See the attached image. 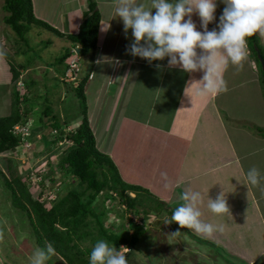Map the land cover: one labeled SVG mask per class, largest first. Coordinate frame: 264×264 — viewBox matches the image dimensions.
I'll return each instance as SVG.
<instances>
[{"label":"crops","instance_id":"0c3cea01","mask_svg":"<svg viewBox=\"0 0 264 264\" xmlns=\"http://www.w3.org/2000/svg\"><path fill=\"white\" fill-rule=\"evenodd\" d=\"M94 1L100 16L98 44L92 54L85 56V61L92 64V69L89 70L84 94L86 105L89 108L96 106L94 111L97 112V117L91 130L97 146L112 159L121 176L125 171L133 172L134 162L128 163L126 160L130 154L133 156L138 154V158L142 156V159L150 162L153 168H157V161L165 162L161 172H166L168 177L171 175L174 177L169 196L164 198L168 204L176 200L179 201L175 202L179 206L182 203L179 199L180 194L187 187L199 191L205 197L223 193L226 200L231 199L228 195L234 192L235 207L252 218L256 225L254 231L257 232H243L241 229L238 233L230 231L228 242H217L215 250L218 248L223 253L224 264H230L227 262L228 259L232 260L231 264H239L240 260L254 264L259 257L264 264V179L258 186H251L245 179V173L256 167V164L264 176V150L257 151L255 156L249 151V145L254 142L251 140H255L261 133L262 126H254V134L250 135L246 133L248 131L246 127L240 125L244 123L242 117H246L244 120L249 118V114L246 116V110L241 114L242 117L231 115L234 107L231 99L233 103H237L236 95L232 96L238 90L236 87L242 89L248 87L251 88L250 94L256 95V101H261L257 111L260 116H264V82L259 74L256 76L258 72L249 57L250 52L248 51L247 55L249 64L243 61L242 68L233 70L226 77H224L226 70L222 72L224 80L232 79L233 89L227 84L228 90L221 94L226 100L230 99L231 106L228 108V103H224L218 93L207 97L195 95L197 87L195 83L202 82L206 70L185 72L179 66L168 67L167 57L149 64L147 60L126 54L133 37L131 30L125 34L123 23L116 15V0ZM70 2L71 8L66 17L69 26L67 29L62 28L65 32L60 31L61 34L78 33L82 14L87 7L86 0ZM136 3H143L146 8L151 7V0H136ZM223 8V3L217 0L214 14L216 19L208 25L209 31L216 27ZM152 11L154 14L155 9ZM3 14L4 19L6 14L4 12ZM192 20L197 25V31H202L197 14L192 15ZM108 23L110 28L106 29ZM5 30L12 32L7 27ZM255 35L264 51V36L259 33ZM106 43L113 48L111 50L106 48ZM196 52L197 58L204 54L198 48ZM1 56L4 59L0 57V83L7 82L12 86L10 64L17 66L20 78L24 76L25 71L37 70V66L24 65L21 58L17 60L16 57V60H13ZM157 65H160V68H157ZM55 73L57 75L54 78L59 77V82L63 83L61 80L63 75L59 76L60 71ZM108 77L107 84L114 86L113 94L109 86L103 83ZM26 82L29 83V79ZM11 93L12 88L7 97L9 106L6 104L0 117L10 115ZM106 109L108 113L104 116ZM102 117L103 123L100 122ZM124 128L128 130L126 134L128 137L123 136ZM232 134L235 139L236 134L243 138L244 144L238 146L239 148H236L237 141L234 142ZM146 140L148 142L144 144ZM252 156L256 162L251 160ZM248 159L252 161L251 164H247ZM160 173L158 177H161ZM127 181L137 184L135 181ZM145 184L147 189H152L150 182ZM202 206L203 204L199 205L201 212L204 213L206 210L202 211ZM215 221L221 222L222 215H217ZM197 238L212 247L208 242L210 238L201 236Z\"/></svg>","mask_w":264,"mask_h":264},{"label":"rangeland","instance_id":"374dc122","mask_svg":"<svg viewBox=\"0 0 264 264\" xmlns=\"http://www.w3.org/2000/svg\"><path fill=\"white\" fill-rule=\"evenodd\" d=\"M32 3L34 13L36 15L35 17L37 19L48 23V25H51L52 27H55L59 32H65L62 31V28L67 29L69 26V24L67 25L66 17L71 8L70 0H32ZM2 4L3 0H0V54L3 56H9L13 60H19V58H21L24 65L30 67L37 66V70L35 71H32V69L25 71L23 73L24 76H21L22 78L19 77L17 82V88L20 95H22V93H26L27 91V88H25L23 84L24 81L29 79V81L33 80L36 82V84L34 83L35 85L33 84L29 87V96L31 95L33 97L31 100L32 104L30 105L39 104L40 108L35 107L36 114H33V116L28 121V124L30 126L33 125V130L38 126L40 127L41 122L38 118L41 116L39 114L40 112L42 113L41 110L43 109V105L47 103L48 107L51 109L50 113L52 116L50 117H54L56 119V124H61L59 127L67 131L66 133L73 132L81 124L83 117L79 102L71 88L75 87L78 81L83 77H87L89 70L92 69V64L85 61V56H79L78 53H76L77 48L71 50V42L67 41L65 37L60 38L45 29L33 27L30 29V32L24 34L22 38L17 36L14 32L5 30L6 27L2 23L4 16ZM103 13L105 14L104 9ZM63 34H65V36L67 34L69 35L68 32ZM106 48L111 50L113 47L112 45H109V43H106ZM68 49L71 51V60L75 62V74L79 79L75 83L73 81H67V83L59 82V77H57V79L54 77L57 75L55 71H59L60 68H47L45 66L47 64L51 65L64 53L65 50ZM247 50L249 51L248 48ZM92 52L90 54H92ZM1 55L0 57H2ZM93 57L95 58L94 55ZM249 57L253 60L255 68L258 72L256 73V76L259 74V76L262 78L257 62L250 54ZM249 57H247V60H245L247 64H249ZM2 59L4 58L2 57ZM238 69L239 68L236 66L229 65V67L226 69L224 77L228 76L230 72H233V70L235 71ZM61 75L62 74H59V76ZM108 81L109 77L107 80H103V83L109 86L110 91L113 94L114 86L107 84ZM226 82L228 85H231L230 87L233 89L232 79H228ZM10 88L11 85L9 86L7 82L0 83V113L5 108L6 104L9 106V103H7V97L9 96ZM236 89L238 90L235 91L232 96L236 95L237 103H233V100L231 99L232 106H234L232 108L233 111L231 110V115L233 116L234 114L236 116L242 117L241 114H243V112L246 110V116L249 114V118L244 120L246 117H242V122L244 123H241L240 125L245 126V129L248 130L246 133L250 135L254 134V126H262L261 133L257 135L255 140L252 139L251 141L254 142L252 145H249V151L255 156L257 151L264 150V116H260L257 111L260 108L261 101H256L257 97L254 93L250 94L251 88L245 87V89H242L236 87ZM218 94L223 99L224 103H228L229 108L231 106L230 99L226 100V98L221 95L222 92ZM95 107L96 106L89 108L87 105L86 110V117L92 130L97 117V112L94 111ZM108 107L109 109L111 108L110 105ZM242 108L244 110H241ZM107 113L108 112L106 109L103 115L105 116ZM103 117L101 118V123H103ZM48 118L49 116L45 118L42 114V121L45 125H47L46 123L51 122V120H48ZM233 124L234 122H232L231 125ZM100 128H102V126ZM127 132L128 130L124 128V131L122 132L124 137H128L126 135ZM32 133L33 137H36V135L40 136V138L44 136L43 139H46L47 141H50L52 135H55L53 134L54 132L52 130L50 131V127L46 131H33ZM231 136L232 139H234V142L235 140L237 141V143H235L236 148H239L238 146L244 144V140L241 135L236 134V139L233 137V134ZM43 139L41 141L35 139V143L32 140L33 144H28L25 146L23 145L13 151V153L8 151L0 155V172L2 173H0V231H3L4 233V239L2 242H0V264H29V257L36 248H39L35 243L33 235L31 234L25 214L13 206L10 191L3 182L5 177L10 176L7 166L11 164L10 167L12 168L13 173H20V175L23 176L22 179H24V181H30L29 189L31 193L34 197L40 195L41 203H44L47 208L51 207L52 202L56 201L59 196L65 195L67 187L73 188L76 185L72 178H61V180L60 177L62 175L55 169L58 160L61 157L62 149L67 146L68 141L64 138L62 141H59L54 145L52 152L47 153L48 151H45L38 157L33 156L32 153L34 151L42 150L44 144L42 142ZM147 142L148 140L144 141V144ZM97 148L99 151L104 153L100 147L97 146ZM141 152L144 151L141 150ZM254 156L251 158L253 161ZM126 160L128 163H131L132 161L134 162L133 172L125 171L122 173V177H124L126 181H135L137 182L136 185H139L143 188H147L145 183L150 182V185L152 186L150 188L152 189L149 191L156 193L157 195L154 194L156 197L159 196L164 201V198L169 196L171 187L166 189L164 187L165 181L162 180L161 177L157 176L161 172L165 162L157 161V168H153L150 162L142 159V156L138 158V154H135L134 156L130 154V157L126 158ZM251 160L248 159L249 163L247 162V164H251ZM172 166L173 165L171 164L170 167L172 168ZM256 167L258 168L259 165L256 164ZM43 178L44 186H40L39 181L43 180ZM168 178L171 182L174 179L173 175L169 176ZM62 182L67 185L66 188L63 187L64 184L61 185ZM218 195L217 193H214L213 196H202L203 199L201 203V205L203 204L202 211L206 210V212H202V221L211 223L214 226L223 225L224 227L223 232L214 233L213 236L208 240L209 245L212 247L198 239L197 237L200 236L195 234L193 230L186 228L180 229L179 225L176 223L165 225L166 218L171 217L169 212L171 210H175V208L178 207V204L175 202L179 201L175 200L172 204H168V201H164L166 204L163 202L165 204L163 211H161L158 215H151L150 217H145V215L136 217L133 214H125L126 219L133 220L135 223L145 227L146 230L142 240H140L133 249L123 246L124 248L128 249L122 250L126 253L127 264H130V255L133 254L139 259L137 264H224L225 259L223 258V253L218 250V248L215 250V244H217V242H228L227 240L229 238L228 236L230 235V231L235 233H238L240 229L243 232L250 231L256 233L257 231H254V226L256 228V225H254L252 218L244 214L240 208L235 207L236 202L234 192L229 193L228 197L230 196L231 199L228 198L229 200H226L229 206V214L222 215V221L215 223L217 215H214L208 209L207 205L208 198L215 200ZM130 196L133 197L134 195L130 194ZM100 201L101 199L99 198L98 203ZM106 206L109 208L117 207L116 203L111 204L109 201L106 202ZM124 209V207L120 208L121 211ZM120 210L117 212H121ZM117 212H112L107 216V218H109V222H105L106 227L113 225L114 227L119 226L120 228V225L122 224L126 225L127 227V222L125 220H120L114 216V214L116 215ZM177 230H179L182 235L179 237H169L171 233H174ZM131 234L132 231L128 230V235ZM154 235H157L158 238L153 240L151 243V238H153ZM86 245L90 246L89 241L86 243ZM203 256L205 257L203 258ZM228 261L230 264L232 263V260L228 259L227 262ZM256 261L257 262L254 264H263V261H261L260 257ZM53 262L54 264L61 263L60 261ZM46 264L49 263L46 261ZM239 264L247 263H245L243 260H240Z\"/></svg>","mask_w":264,"mask_h":264},{"label":"trees","instance_id":"16d2710c","mask_svg":"<svg viewBox=\"0 0 264 264\" xmlns=\"http://www.w3.org/2000/svg\"><path fill=\"white\" fill-rule=\"evenodd\" d=\"M86 3L87 10L82 14V21L77 34L65 36L48 23L37 19L34 15L32 0H3L2 10L6 16L2 23L20 38L29 33L33 27L45 29L60 38L65 37L67 41L71 42V50L78 48L80 49L79 55L86 56L97 49L100 22L95 1L86 0ZM247 48L257 62L261 71L262 82H264V74L259 59L260 56L264 61V51L260 47L256 35L247 38ZM70 53V49L65 50L51 65H45L47 68L59 67V71L63 75L61 77L63 83H67L65 73L72 58ZM10 71L12 74L11 110L9 116L0 117V155L8 151L13 153L22 146L24 141L29 145L33 144L32 140L34 143L35 139L41 141L44 136L41 138L38 135L33 137L32 132H43L49 127L55 135H52L50 141L43 139L42 150L34 151L33 156L38 157L45 151H48L47 153L52 152L54 145L64 138L68 141L67 146L62 149L61 157L55 169L62 175L60 179L72 178L76 185L69 188L62 182L61 185L64 184L63 187H67V191L64 196H59L56 201H53L51 207L47 208L44 203H41L40 195L33 196L29 189L30 181H24L20 173H13L11 164L7 166L10 176L3 179L5 186L10 191L13 206L25 214L35 243L39 248H44L45 242H51L58 253L47 262L49 264H54L53 261H60L59 264H89L91 250L100 240L107 241L110 246L114 245L117 250L123 246L133 249L142 240L146 230L145 227L133 220L126 219L125 214H133L136 217L158 215L163 211L166 203L156 197L155 193L149 189L126 181L120 175L112 159L98 150L86 117L87 105L84 86L89 74L81 80L76 77L79 82L77 86L71 88L79 102L83 117L81 124L73 132L66 133L67 131L59 127L61 124H56V119L50 117L52 116L51 109L45 103L43 109L41 108L42 113L39 114L41 117L38 118L41 122L40 127L38 126L33 130V125L28 126V135L23 138L20 134L15 135L13 130L17 125L26 126L33 114H36L35 107L40 108L39 104L30 105L33 97L29 96V87L36 82L24 81L23 84L27 91L20 95L17 88L20 76L19 69L10 64ZM42 114L45 118L49 116L48 120H51L48 122L49 124L43 123ZM39 184L44 186V178L39 181ZM130 194L134 196L131 197ZM99 198L101 201L98 203ZM108 201L111 204L116 203L117 207H107L106 202ZM121 207L125 209L121 211ZM119 210L121 212L118 213ZM173 211L169 212L170 215ZM112 212H117L114 216L120 220H125L127 227L124 224L120 225V228L113 225L106 227L105 222H109L107 216ZM128 230L132 231L131 235H128ZM157 238L158 236L154 235L150 242L152 243ZM88 241L90 246L86 245ZM130 257L129 263L137 264L139 259L134 254Z\"/></svg>","mask_w":264,"mask_h":264},{"label":"clouds","instance_id":"9594fccd","mask_svg":"<svg viewBox=\"0 0 264 264\" xmlns=\"http://www.w3.org/2000/svg\"><path fill=\"white\" fill-rule=\"evenodd\" d=\"M220 2L224 8L219 22L209 31L208 25L216 19L217 0H151L150 8H146L143 3L137 4L136 0H116V15L123 23L125 34L131 30L133 37L126 54L147 60L149 64L167 57L168 67L179 66L185 72L206 70L202 82L195 83L197 96L207 97L213 93L226 92L227 82L222 72L229 65L242 68L248 55L247 38L256 33L264 36V0ZM194 13L200 19L202 31H197V25L192 20ZM108 28L109 23L106 26ZM197 48L204 53L199 58ZM160 176L165 181L164 187L170 188L171 181L167 173L162 171ZM245 179L251 186H258L264 176L258 168L252 167L245 173ZM179 199L182 203L175 208L170 218H166L165 225L176 223L180 229L193 230L204 238L224 231L223 225L214 226L202 221L199 205L203 197L199 191L187 187ZM207 207L214 215L229 214L223 193L215 200L208 198ZM180 235L182 233L177 230L169 237ZM3 239L4 233L0 231V242ZM122 250L128 249L121 247L117 250L105 240L97 241L91 250L89 264H127L126 253ZM56 255L58 253L53 244L45 242L44 248H36L29 257V264H46Z\"/></svg>","mask_w":264,"mask_h":264},{"label":"built area","instance_id":"2783aa9c","mask_svg":"<svg viewBox=\"0 0 264 264\" xmlns=\"http://www.w3.org/2000/svg\"><path fill=\"white\" fill-rule=\"evenodd\" d=\"M76 66L75 62L73 60L69 61V68L65 73V81H73L74 83L76 82V74H75ZM13 133L15 135H21L23 138H25L28 135V125L22 126V125H17L14 127ZM28 145L27 142H23L22 146Z\"/></svg>","mask_w":264,"mask_h":264},{"label":"water","instance_id":"95a60500","mask_svg":"<svg viewBox=\"0 0 264 264\" xmlns=\"http://www.w3.org/2000/svg\"><path fill=\"white\" fill-rule=\"evenodd\" d=\"M79 51H80V49H76V53H79ZM259 59H260V63H261V69H262V71H263V74H264V61L260 58V56H259Z\"/></svg>","mask_w":264,"mask_h":264}]
</instances>
